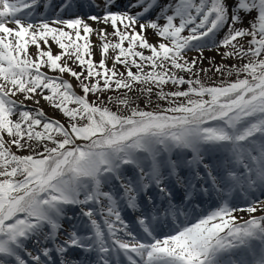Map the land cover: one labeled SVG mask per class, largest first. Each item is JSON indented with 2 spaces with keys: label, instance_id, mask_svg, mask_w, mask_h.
<instances>
[{
  "label": "snow or ice",
  "instance_id": "snow-or-ice-1",
  "mask_svg": "<svg viewBox=\"0 0 264 264\" xmlns=\"http://www.w3.org/2000/svg\"><path fill=\"white\" fill-rule=\"evenodd\" d=\"M40 6L0 0V264H264V215H252L264 213V0H60L51 15V0ZM242 14L248 27L236 26ZM206 48L249 59L216 66L221 76L235 71L234 82L205 86L194 69ZM193 50L200 56L189 62ZM64 73L94 82L81 81L77 95ZM169 83L188 87L168 93ZM136 84L159 89L169 107L122 115L99 96L100 105L88 102ZM17 94L47 101L69 126ZM237 212L251 218L240 223Z\"/></svg>",
  "mask_w": 264,
  "mask_h": 264
},
{
  "label": "rangeland",
  "instance_id": "rangeland-1",
  "mask_svg": "<svg viewBox=\"0 0 264 264\" xmlns=\"http://www.w3.org/2000/svg\"><path fill=\"white\" fill-rule=\"evenodd\" d=\"M172 2L174 3L175 0H172ZM171 14V13H168ZM243 15L242 14V23L236 25L237 27H248L249 24L251 23V21H247V20H243ZM255 15V14H253ZM160 24L165 23V21L163 19H160L158 21ZM90 24H92L93 28H103L104 25L103 24H96L93 23L91 21H89ZM175 23H179V20L177 19L175 21ZM107 31L109 33L112 32V28L109 25L107 28ZM137 31H139V28L137 27ZM188 31L185 30V32L182 35H188ZM223 34L221 33L220 36H218V38L222 36ZM146 38L149 40L150 43H156L157 42V34L154 32V30H149L146 34ZM92 42L94 44V48H93V54H94V58L96 62H99L101 60V51H100V41L97 39V37L95 35H93L91 37ZM110 39L113 40V42H115V38L110 37ZM241 40L244 42V46H245V50L247 49V42L244 38H241ZM51 43V41H50ZM125 47H127V42H125ZM137 51H143L145 55H150V51L147 49H141L139 47H137L136 49ZM229 51H231V49H228ZM52 51L54 54H57L59 49L57 46L53 45ZM225 51V49L221 48L219 49V53H223ZM29 52L35 56L36 53V48L35 46H30L29 48ZM113 53L110 49L109 51V56H112ZM200 53L198 51H189L187 54L186 59H188L189 62H191L192 58L194 57H199ZM248 57H244L243 59H238L235 57H222V55L218 54L217 49L215 48H211V49H204L203 51V59L202 61H198L196 68L194 69V71H198L199 75L198 78L201 80L202 83L205 84V86H217L219 85L222 81L225 82H234L237 78L238 75L235 71L232 72V75H227V73H225V75L221 76L220 73L216 72V66H219L221 64L227 66V68H233V66L239 68L242 67L244 63L248 62ZM64 61L62 60L61 63H63ZM107 65L109 67L112 66V59H108L106 61ZM69 66L73 68V70L80 72L81 68L80 66H78V64H74L72 62H69ZM200 69H206L207 71H199ZM116 70L118 72H124L125 69L124 67H122L121 65L117 64L116 65ZM134 72L137 71V69L133 68L132 69ZM149 68H146L145 71H149ZM42 71L47 72L49 75L53 74L54 75H58V73L55 72H51L49 71V69L47 67L42 68ZM85 75H87V72L85 71ZM177 75L178 76H183L185 79H196V76H192L189 73H185V72H179L177 71ZM63 79L69 81L72 85H73V89L75 91V93L77 95H81L83 96L84 93H81V89H79L81 87V81H83V83H92L94 81H87V80H83V77H81V81H77L74 77H71L69 74L64 73L62 74ZM245 74L244 73H240L239 74V78H244ZM101 85H103V81H101ZM146 86L144 85H139L136 84L134 85V91L128 92V90L126 89H118V90H108L105 91L103 93H89L87 96L88 102L90 104H92L93 102H95L97 105H100V101L97 100V96L100 97V100L103 101V104L100 106L103 107H107L109 108L111 111L117 112L118 114H122V115H129L130 114V108L131 107H139L140 109L146 110V111H157L160 108H167L169 107V104L167 103L166 100H162L159 99L157 96V93L159 91V89H153V92L151 94L144 92V91H140L141 88H144ZM188 87V85H182V86H175L172 85L171 83L167 84L164 86V91L165 92H174L177 90H186ZM113 89H115V85H113ZM83 92V91H82ZM125 93H127V96H125ZM111 97V99H109ZM130 97V103L128 107H125L124 105L119 103V100L125 99ZM14 99L18 100L22 99L24 100V97L22 94H17L16 97H14ZM42 101V105L38 106L36 105L32 100H24V104L27 106V109L29 110H35L37 108H42L46 114V116L50 119H54V120H58L61 123H63L65 125V127L69 126V118L66 117L60 110L55 109L50 103H48L47 101L41 99ZM71 107H75V105H70ZM13 120L16 119V117L12 118ZM80 124H84L86 123V121H78ZM36 130H41V129H36ZM58 139H62V137H58ZM9 140V138L7 136H5V141L7 142ZM30 143H32L34 146H36V142L35 141H31ZM7 146V144H6ZM49 147H51V143L48 144ZM37 151H42L43 149L41 147H37L36 148ZM11 151L13 153H15L16 155H20V156H26L29 154H33L31 153V150H17V148L15 146L11 147ZM22 178V177H19ZM258 213V212H257ZM256 214V213H255ZM252 214V215H255ZM134 215V214H133ZM235 215L239 218V222L243 223L244 221H246L247 219H250L251 216L250 214L246 213V212H237L235 213ZM125 216L127 217L126 213ZM79 221V218L77 217V222Z\"/></svg>",
  "mask_w": 264,
  "mask_h": 264
},
{
  "label": "bare ground",
  "instance_id": "bare-ground-1",
  "mask_svg": "<svg viewBox=\"0 0 264 264\" xmlns=\"http://www.w3.org/2000/svg\"><path fill=\"white\" fill-rule=\"evenodd\" d=\"M123 2L124 3H127V0H123ZM59 3V1H57V0H51V5H52V7L54 6V5H57ZM40 7H43V3H41V6ZM39 8V7H38ZM120 10H123V3L121 4V8H120ZM133 11H135V9L133 10ZM11 26V25H10ZM79 89H81V93L83 94V92H82V87H80ZM21 100V99H20ZM40 105H42V101H41V99H40V103H39V106ZM27 107V106H26ZM258 195V194H257ZM243 202H245L244 201V199L243 198H241L239 201H238V203H240V204H243ZM203 206V208L204 207H207V205H202ZM68 212H69V215H71V214H73L69 209H68ZM260 214V213H259ZM259 214H257V215H259ZM128 219V218H127Z\"/></svg>",
  "mask_w": 264,
  "mask_h": 264
}]
</instances>
